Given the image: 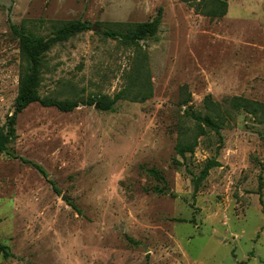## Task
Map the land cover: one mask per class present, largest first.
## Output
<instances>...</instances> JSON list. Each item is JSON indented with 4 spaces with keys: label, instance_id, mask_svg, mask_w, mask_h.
Segmentation results:
<instances>
[{
    "label": "rangeland",
    "instance_id": "1",
    "mask_svg": "<svg viewBox=\"0 0 264 264\" xmlns=\"http://www.w3.org/2000/svg\"><path fill=\"white\" fill-rule=\"evenodd\" d=\"M226 1L210 17L181 0H0V129L25 63L10 23L40 34L53 20L92 24L47 53L39 89L80 105L31 103L0 153V241L11 252L0 264H264V123L226 102H264V0ZM159 10L158 31L138 43L102 34ZM126 88L110 110L86 103ZM207 95L226 110L222 136L206 128L182 156V131L190 141L196 130L184 111L205 113ZM13 155L41 164L60 191ZM211 158L219 165L197 186Z\"/></svg>",
    "mask_w": 264,
    "mask_h": 264
},
{
    "label": "trees",
    "instance_id": "2",
    "mask_svg": "<svg viewBox=\"0 0 264 264\" xmlns=\"http://www.w3.org/2000/svg\"><path fill=\"white\" fill-rule=\"evenodd\" d=\"M183 2L193 5L197 12H201L210 17H222L227 12L228 2L226 0H181ZM161 10L153 20L129 22L121 24L122 28L107 27L102 30V34L106 37L118 39L122 43L131 45L138 43L140 40L145 39L150 35H154L159 28L161 22ZM52 30L48 34H40L32 31L24 24L10 23V28L13 34L18 38L20 54L24 60V67L20 73L18 80V91L15 98L14 110L12 114L7 117L4 126L0 129V153L9 152V144L17 137L16 123L18 115L31 103L38 102L44 106H54L61 111H72L79 106L78 100L73 99H58L49 96H42L40 94V86L43 78L44 59L47 53L52 50L57 44L68 41L70 38L78 35L79 33L92 29V24L86 19H69V20H53ZM128 89H123L113 96L103 95L96 102L92 98L86 103L99 104L100 109L110 110L114 107L116 102L120 99L128 98ZM146 98L145 96L142 99ZM136 100V99H135ZM190 98L182 101V104H187ZM230 109L234 111L243 110L250 114L259 123H264V102L253 100L244 96H232L226 100ZM206 112H197L190 107L186 108L184 114L193 119L196 123V130L193 140H186L182 131L181 139L177 144V152L182 156L186 152H193L197 145L199 136L206 133V128L214 130L221 138V126L224 121V112L222 104L214 101L210 95L205 97ZM21 161L34 166L40 171L49 182L52 184L53 189L59 192L54 179L49 177L48 171L39 163L30 160L26 157L13 155ZM219 165V161L215 158L209 159L204 165L200 176L197 178L196 185L209 173V170ZM264 168V163H262ZM148 173L155 176L157 179L162 180L163 175L155 168H149ZM158 192H163V187L155 186ZM262 202V199H261ZM71 205L75 206L73 203ZM0 252L4 256L11 255L10 248L5 243L0 241ZM145 264H149L148 262Z\"/></svg>",
    "mask_w": 264,
    "mask_h": 264
},
{
    "label": "water",
    "instance_id": "3",
    "mask_svg": "<svg viewBox=\"0 0 264 264\" xmlns=\"http://www.w3.org/2000/svg\"><path fill=\"white\" fill-rule=\"evenodd\" d=\"M93 28H95V25H93ZM95 106H96V107H98V106H99V104H98V103H96V104H95ZM62 198L64 199V198H65V195H62Z\"/></svg>",
    "mask_w": 264,
    "mask_h": 264
}]
</instances>
